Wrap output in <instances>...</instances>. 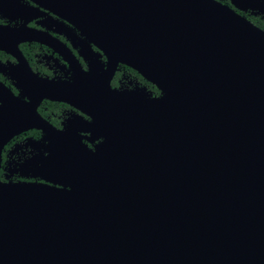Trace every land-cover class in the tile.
<instances>
[{"label": "water", "instance_id": "95a60500", "mask_svg": "<svg viewBox=\"0 0 264 264\" xmlns=\"http://www.w3.org/2000/svg\"><path fill=\"white\" fill-rule=\"evenodd\" d=\"M33 1L106 53V139L70 190L0 181V264H264V30L217 0ZM119 63L161 96L113 103Z\"/></svg>", "mask_w": 264, "mask_h": 264}, {"label": "flooded vegetation", "instance_id": "af4514ba", "mask_svg": "<svg viewBox=\"0 0 264 264\" xmlns=\"http://www.w3.org/2000/svg\"><path fill=\"white\" fill-rule=\"evenodd\" d=\"M217 1L264 30V0L244 9L235 4L246 6L241 0ZM0 25L33 33L24 38L8 32L3 38L12 45L0 48V181L70 190L60 180L75 169L78 152L83 146L95 152L106 139L100 110L110 103L105 98L110 92L100 99L99 89L108 78V57L80 29L33 0H0ZM109 83L122 94L123 100L113 101L117 105L161 96L156 85L123 63ZM66 90L72 95L67 100ZM79 95L92 97L87 102L94 115L83 109Z\"/></svg>", "mask_w": 264, "mask_h": 264}]
</instances>
